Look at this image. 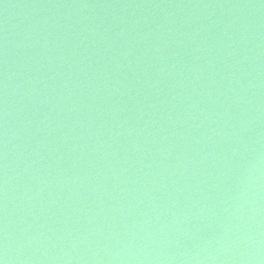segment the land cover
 <instances>
[{
	"label": "water",
	"instance_id": "95a60500",
	"mask_svg": "<svg viewBox=\"0 0 264 264\" xmlns=\"http://www.w3.org/2000/svg\"><path fill=\"white\" fill-rule=\"evenodd\" d=\"M3 264H264V0H0Z\"/></svg>",
	"mask_w": 264,
	"mask_h": 264
},
{
	"label": "snow or ice",
	"instance_id": "6c2138e0",
	"mask_svg": "<svg viewBox=\"0 0 264 264\" xmlns=\"http://www.w3.org/2000/svg\"><path fill=\"white\" fill-rule=\"evenodd\" d=\"M0 264H3V261L2 260H0Z\"/></svg>",
	"mask_w": 264,
	"mask_h": 264
}]
</instances>
